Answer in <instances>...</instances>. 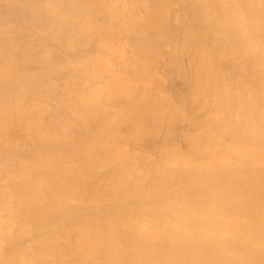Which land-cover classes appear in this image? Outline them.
I'll use <instances>...</instances> for the list:
<instances>
[{
    "label": "bare ground",
    "instance_id": "1",
    "mask_svg": "<svg viewBox=\"0 0 264 264\" xmlns=\"http://www.w3.org/2000/svg\"><path fill=\"white\" fill-rule=\"evenodd\" d=\"M0 264H264V0H0Z\"/></svg>",
    "mask_w": 264,
    "mask_h": 264
}]
</instances>
